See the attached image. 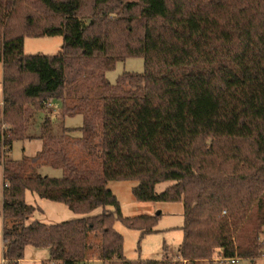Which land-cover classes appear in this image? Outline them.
Listing matches in <instances>:
<instances>
[{
	"label": "trees",
	"instance_id": "1",
	"mask_svg": "<svg viewBox=\"0 0 264 264\" xmlns=\"http://www.w3.org/2000/svg\"><path fill=\"white\" fill-rule=\"evenodd\" d=\"M27 5L46 20L28 12L18 30ZM45 36L63 38L59 52H24L25 38ZM130 57H142L144 71L111 83L106 73ZM0 62L3 264H19L28 247L78 264L91 232L101 234L98 259L107 264L264 255V0H0ZM55 99L62 117H84L82 136L70 127L53 135L46 117L41 150L5 159ZM113 180L137 181L139 201L183 203L176 259L124 257L115 220L139 227L152 217H123ZM162 182L173 184L158 193ZM29 191L79 216L32 220Z\"/></svg>",
	"mask_w": 264,
	"mask_h": 264
},
{
	"label": "rangeland",
	"instance_id": "2",
	"mask_svg": "<svg viewBox=\"0 0 264 264\" xmlns=\"http://www.w3.org/2000/svg\"><path fill=\"white\" fill-rule=\"evenodd\" d=\"M31 12L33 19L46 20V15L41 12H34L31 6L27 5L23 13L16 20L20 30L26 13ZM63 38L61 36L27 37L24 43L26 54L51 55L60 51ZM145 69V61L142 57H130L116 63L114 69L106 73L111 83H115L118 77L124 72L142 73ZM3 92V65L0 62V96ZM61 102L58 99L49 100L46 108L37 111L27 127L26 137L16 141L6 151L5 159H21L24 156L34 157L42 148V140L39 138L44 129L42 124L46 117L50 118L51 132L53 135H60L64 127L74 128L71 133L74 137H81V127L84 124V117L80 114L62 117L60 113ZM37 171L51 177H59L62 170L48 165H39ZM135 180H113L108 183L113 193L117 196L120 210L123 217H136L146 215L152 217L139 227L128 226L122 219L114 222V228L123 237V255L131 261L138 260H161L165 257L176 259L178 249L184 239V207L181 201H139L134 193L133 187L137 185ZM173 182H162L157 184L156 191L161 193ZM3 171L0 166V264L3 261ZM26 200L37 209L32 220L36 219L46 224L58 223L79 216L69 209L67 204L55 202L39 197L33 192H27ZM146 229H152L146 231ZM102 236L98 232H91L88 237L90 249L88 259L79 261L78 264H107L108 261L98 259L99 246ZM49 250L46 248L28 247L25 258L20 264H56L49 259ZM34 256V257H33ZM36 257V258H35ZM227 264L219 250L216 251L212 261L199 264ZM112 263V262H111ZM189 264H191L189 262ZM239 264H264V255L256 259L241 258Z\"/></svg>",
	"mask_w": 264,
	"mask_h": 264
},
{
	"label": "built area",
	"instance_id": "3",
	"mask_svg": "<svg viewBox=\"0 0 264 264\" xmlns=\"http://www.w3.org/2000/svg\"><path fill=\"white\" fill-rule=\"evenodd\" d=\"M240 261H241V258L238 256L226 259V262H228L229 264H239Z\"/></svg>",
	"mask_w": 264,
	"mask_h": 264
},
{
	"label": "crops",
	"instance_id": "4",
	"mask_svg": "<svg viewBox=\"0 0 264 264\" xmlns=\"http://www.w3.org/2000/svg\"><path fill=\"white\" fill-rule=\"evenodd\" d=\"M1 100H2V96H0V102H1ZM34 257V256H33ZM36 258V257H35ZM24 260H27V259H24ZM4 263V258H3V261H2V263L1 264H3ZM21 263V261H19V264Z\"/></svg>",
	"mask_w": 264,
	"mask_h": 264
}]
</instances>
